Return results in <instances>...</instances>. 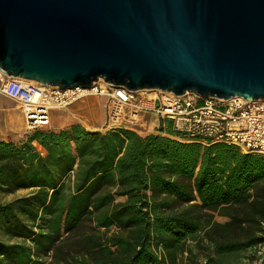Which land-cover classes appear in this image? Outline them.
<instances>
[{
  "label": "trees",
  "instance_id": "1",
  "mask_svg": "<svg viewBox=\"0 0 264 264\" xmlns=\"http://www.w3.org/2000/svg\"><path fill=\"white\" fill-rule=\"evenodd\" d=\"M157 130L71 124L0 140V195L25 191L0 201V264L257 259L264 154L186 139L166 120Z\"/></svg>",
  "mask_w": 264,
  "mask_h": 264
},
{
  "label": "water",
  "instance_id": "2",
  "mask_svg": "<svg viewBox=\"0 0 264 264\" xmlns=\"http://www.w3.org/2000/svg\"><path fill=\"white\" fill-rule=\"evenodd\" d=\"M0 71L264 100V0H0Z\"/></svg>",
  "mask_w": 264,
  "mask_h": 264
},
{
  "label": "built area",
  "instance_id": "3",
  "mask_svg": "<svg viewBox=\"0 0 264 264\" xmlns=\"http://www.w3.org/2000/svg\"><path fill=\"white\" fill-rule=\"evenodd\" d=\"M0 93L17 101L28 131L45 129L49 111L64 109L86 97L105 99L110 128H138L143 115L170 121L174 131L202 144L221 142L241 152L264 154V100L218 99L185 92L131 91L93 82L89 88L60 90L34 81L21 82L0 71Z\"/></svg>",
  "mask_w": 264,
  "mask_h": 264
},
{
  "label": "crops",
  "instance_id": "4",
  "mask_svg": "<svg viewBox=\"0 0 264 264\" xmlns=\"http://www.w3.org/2000/svg\"><path fill=\"white\" fill-rule=\"evenodd\" d=\"M90 97L97 100V107L94 104H89L77 107V110L70 109L75 103L80 101L84 102V99ZM90 97L78 100L64 109L50 110L49 124L45 129L59 130L71 124H79L90 131L95 128L101 129L103 126L110 128L111 124H109L107 120L105 99L98 96ZM141 120L142 122L139 127L133 128L132 130L137 134H142L141 136H144L146 132H143L144 130L142 131V129L149 130L150 128H153L158 119L153 115L146 114L141 117ZM92 121L95 122L93 125H91ZM27 132L28 130L25 125L24 115L19 103L0 93V140L16 141L23 137L24 133Z\"/></svg>",
  "mask_w": 264,
  "mask_h": 264
},
{
  "label": "rangeland",
  "instance_id": "5",
  "mask_svg": "<svg viewBox=\"0 0 264 264\" xmlns=\"http://www.w3.org/2000/svg\"><path fill=\"white\" fill-rule=\"evenodd\" d=\"M89 104L90 105L91 104H94L96 107L98 106L97 100L95 98H93V97L92 98L90 97V98L84 99V102H81L80 101V102L75 103L74 105H72L70 107V109L77 110V107H80V106H83V105H89ZM56 113H58V112H56ZM93 123H95V122L92 121L91 122V125H93ZM159 124H160V121L157 120V122H155V126L153 128H150L149 130L148 129L147 130L142 129V131L144 130L143 132H146V134H160V132L157 130L158 127H159ZM99 127H101V126H99ZM92 129H94V128H92ZM108 129L109 128H107V126H103L101 129L100 128H95L92 131H100V132H103V131H106ZM146 134H144V135H146ZM24 136H25V133H24L23 137H21L19 140H16V141L22 140L24 138ZM24 193H25V191H19V192L13 194V195H8V196H1L0 195V201H7V200L12 199L15 196H19V195H22ZM215 219L218 222H224V221H226V218L220 217V216H216ZM195 254H196L197 261L203 262V259H204L203 251H198ZM257 255H258V258L255 259V260H253L252 262H248V259H243L242 264H264V247H260L258 249ZM190 263H191V260L188 259L187 254L186 253L183 254V256L180 258V264H190Z\"/></svg>",
  "mask_w": 264,
  "mask_h": 264
},
{
  "label": "bare ground",
  "instance_id": "6",
  "mask_svg": "<svg viewBox=\"0 0 264 264\" xmlns=\"http://www.w3.org/2000/svg\"><path fill=\"white\" fill-rule=\"evenodd\" d=\"M18 80L21 81V82H23V83L28 82V80H25V79H19V78H18ZM98 82H99V83H104V84H106V83L103 81L102 78H100V79L98 80ZM237 99H240V98H237ZM155 120H156V119H155ZM151 127H152V126H151Z\"/></svg>",
  "mask_w": 264,
  "mask_h": 264
}]
</instances>
